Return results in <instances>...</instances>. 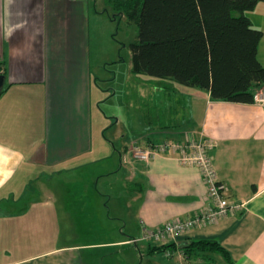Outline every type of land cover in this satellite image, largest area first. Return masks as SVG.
<instances>
[{
    "label": "crops",
    "instance_id": "1",
    "mask_svg": "<svg viewBox=\"0 0 264 264\" xmlns=\"http://www.w3.org/2000/svg\"><path fill=\"white\" fill-rule=\"evenodd\" d=\"M88 8V0H0V62L4 66L0 191L14 184L18 176L19 185L29 183L40 168L41 175L48 178V182H41L47 197L42 207L46 208L54 206L50 201L64 207L60 201L69 195L58 184L50 185L49 177L64 178L98 158L94 149L98 150L99 141L92 132L99 88L91 71L90 28L86 30L82 24L90 17ZM245 13L253 27L263 33L257 56L264 66V2ZM97 16L95 12L94 18ZM184 92L188 96L187 116L176 124L181 127L158 124L148 135L124 144V152H119L126 187L132 185L125 201V210L133 215L137 227L132 232L141 235L145 228L160 227L174 218H190L204 209L208 200L196 167L179 164L171 153L143 162L132 157L130 145L135 142L146 147L203 133L217 141L211 157L218 178L227 186L228 200L241 206L215 224L155 246L164 245L165 253L177 252L182 263L192 264L195 259L181 247L191 240L216 239L229 251L234 264H264V107L255 101L212 100L208 91L198 88ZM17 188L13 186L8 192ZM71 198L79 203L77 197ZM12 228L0 230V241H4L0 243V264H30L50 256V251L12 256ZM7 232L10 234H4ZM131 239L135 238L114 243L129 244ZM74 247L78 245L51 251ZM212 256L213 264H218L219 255ZM222 264L227 263L223 260Z\"/></svg>",
    "mask_w": 264,
    "mask_h": 264
},
{
    "label": "rangeland",
    "instance_id": "2",
    "mask_svg": "<svg viewBox=\"0 0 264 264\" xmlns=\"http://www.w3.org/2000/svg\"><path fill=\"white\" fill-rule=\"evenodd\" d=\"M88 7L91 18H83L82 24L86 30L90 28L91 71L99 88L94 101L97 112H93L92 136L103 146L97 144L98 150L94 151H98V158L83 170L70 172L64 178L49 177L50 185L58 184L65 195L69 193L60 201L64 207L53 201L50 202L54 206L42 207L47 197L41 182H48L41 175L42 169H36L27 184L19 185L21 178L16 177L14 184L0 191V230L13 227L15 231L11 234L12 256L50 251V256L39 257L30 264H184L177 252L167 256L163 250L152 249L159 242L142 240V234H133L137 228L135 220L125 210L132 185L126 187L125 172L118 159L124 144L148 135L156 125L181 127L176 124L187 116L188 96L184 91L192 88L173 79L132 73L130 44L137 41L135 22L125 16L112 18L113 11L105 0H88ZM113 169L117 171L107 174ZM98 174L104 175L97 177ZM13 186H18L17 190L8 192ZM72 196L79 199L78 204L72 202ZM50 214L56 219L48 218ZM129 238L139 239L136 244L114 243ZM76 245L74 251H51ZM9 259L6 256L5 260ZM222 262L219 255L218 264ZM192 264L205 262L196 259Z\"/></svg>",
    "mask_w": 264,
    "mask_h": 264
},
{
    "label": "trees",
    "instance_id": "3",
    "mask_svg": "<svg viewBox=\"0 0 264 264\" xmlns=\"http://www.w3.org/2000/svg\"><path fill=\"white\" fill-rule=\"evenodd\" d=\"M105 1L112 18L125 16L137 26V41L130 44L132 73L173 79L208 91L212 100L239 103H253L256 90L264 86V66L257 56L263 33L245 13L264 0ZM163 246L152 248L162 251ZM181 248L205 264H213L215 254L234 264L216 239L191 240Z\"/></svg>",
    "mask_w": 264,
    "mask_h": 264
},
{
    "label": "built area",
    "instance_id": "4",
    "mask_svg": "<svg viewBox=\"0 0 264 264\" xmlns=\"http://www.w3.org/2000/svg\"><path fill=\"white\" fill-rule=\"evenodd\" d=\"M254 101L264 107V86L256 90ZM217 141L204 135H186L181 141L165 140L142 147L135 142L130 145L129 151L132 157L149 162L155 157L171 153L175 155L177 162L181 165L194 166L198 169L206 189L208 205L186 219L174 218L160 227L143 230L142 240L161 242L168 239H175L185 235L195 228L215 224L237 210L241 204L232 203L227 197V186L221 181L214 168L211 151L216 147ZM137 239L129 240L135 243ZM170 256V252H166Z\"/></svg>",
    "mask_w": 264,
    "mask_h": 264
},
{
    "label": "water",
    "instance_id": "5",
    "mask_svg": "<svg viewBox=\"0 0 264 264\" xmlns=\"http://www.w3.org/2000/svg\"><path fill=\"white\" fill-rule=\"evenodd\" d=\"M3 82H4V76L0 75V91H1L2 86H3Z\"/></svg>",
    "mask_w": 264,
    "mask_h": 264
}]
</instances>
